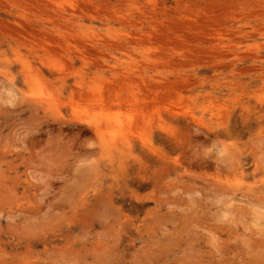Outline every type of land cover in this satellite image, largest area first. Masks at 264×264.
<instances>
[{
	"label": "rangeland",
	"instance_id": "obj_1",
	"mask_svg": "<svg viewBox=\"0 0 264 264\" xmlns=\"http://www.w3.org/2000/svg\"><path fill=\"white\" fill-rule=\"evenodd\" d=\"M0 264H264V0H0Z\"/></svg>",
	"mask_w": 264,
	"mask_h": 264
},
{
	"label": "bare ground",
	"instance_id": "obj_2",
	"mask_svg": "<svg viewBox=\"0 0 264 264\" xmlns=\"http://www.w3.org/2000/svg\"><path fill=\"white\" fill-rule=\"evenodd\" d=\"M35 98V97H34ZM37 98V97H36ZM35 100V99H34ZM40 100H41V98H40ZM37 102H38V99L36 100ZM96 127V126H95ZM100 128V127H99ZM96 130V129H95ZM97 132H98V130H97ZM103 148H105V147H103ZM122 149V148H121Z\"/></svg>",
	"mask_w": 264,
	"mask_h": 264
}]
</instances>
